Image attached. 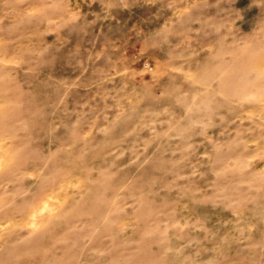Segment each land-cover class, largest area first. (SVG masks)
Instances as JSON below:
<instances>
[{
  "label": "rangeland",
  "instance_id": "374dc122",
  "mask_svg": "<svg viewBox=\"0 0 264 264\" xmlns=\"http://www.w3.org/2000/svg\"><path fill=\"white\" fill-rule=\"evenodd\" d=\"M0 264H264V0H0Z\"/></svg>",
  "mask_w": 264,
  "mask_h": 264
},
{
  "label": "bare ground",
  "instance_id": "6f19581e",
  "mask_svg": "<svg viewBox=\"0 0 264 264\" xmlns=\"http://www.w3.org/2000/svg\"><path fill=\"white\" fill-rule=\"evenodd\" d=\"M37 211L34 210L33 215H36Z\"/></svg>",
  "mask_w": 264,
  "mask_h": 264
}]
</instances>
